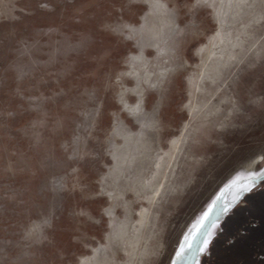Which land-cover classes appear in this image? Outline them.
Segmentation results:
<instances>
[{
    "label": "rangeland",
    "instance_id": "374dc122",
    "mask_svg": "<svg viewBox=\"0 0 264 264\" xmlns=\"http://www.w3.org/2000/svg\"><path fill=\"white\" fill-rule=\"evenodd\" d=\"M4 2L0 264H108L102 245L118 264H168L197 199L264 169V42L242 48L264 0ZM146 180L162 193L143 231ZM129 213L136 228L113 239Z\"/></svg>",
    "mask_w": 264,
    "mask_h": 264
},
{
    "label": "water",
    "instance_id": "95a60500",
    "mask_svg": "<svg viewBox=\"0 0 264 264\" xmlns=\"http://www.w3.org/2000/svg\"><path fill=\"white\" fill-rule=\"evenodd\" d=\"M250 177H254L252 189L255 192L245 198L243 196L247 192H242L235 204L232 201L237 188L230 186L238 179L197 199L168 264H200L201 260L202 264H263L264 189L261 187L264 186V169L239 180L246 184ZM240 201L247 204L236 207ZM225 205H231L226 213L221 211ZM213 206L216 211L212 217L215 219L219 215L218 226L209 225L203 230L194 228L203 214ZM221 228L223 232L220 234ZM209 232L214 233L211 242L204 251H200L202 241L208 239Z\"/></svg>",
    "mask_w": 264,
    "mask_h": 264
},
{
    "label": "bare ground",
    "instance_id": "6f19581e",
    "mask_svg": "<svg viewBox=\"0 0 264 264\" xmlns=\"http://www.w3.org/2000/svg\"><path fill=\"white\" fill-rule=\"evenodd\" d=\"M0 6H1V8H0V17H1L2 12L6 11L4 0H0ZM262 17L263 16H260L261 19H262ZM249 36H250L249 41L245 44L244 47H242L243 52L244 51H250L254 48L255 45H258V44H261L264 42V33H260L257 31V32H253L252 34H249ZM234 41H236V39ZM245 42H246V40H245ZM236 61H237V59H236ZM143 62H145V60ZM231 62H233V61L231 60ZM129 63H130V68H131V71L129 72V76L133 77L134 81L136 83H139V80H140L139 69L141 68V67H139L140 64L138 67H133L134 64L136 63V61L130 60ZM141 66H142V63H141ZM122 80H125V79H122ZM127 91H129V90H127ZM194 105H195V101L192 99V101H191L192 114L194 113ZM141 110H143V109H141ZM127 134L130 136V139H133L135 136V132H133V131L132 132L127 131ZM146 145L143 142L141 143V148L143 147V152H144L145 156L148 155V153H149V148ZM135 150H137V148ZM116 152H117V154L114 155V162H116L118 168H121V167L123 168V166L121 164H124L123 162H125V158L127 157V160H126V162H127L132 157L131 149H129L127 151L126 147L121 148V149L117 148ZM129 164H131V162H129ZM125 167H126V165H125ZM112 179H113L114 185H113V188L108 191L109 192L108 197L110 198L112 205L109 208H107V211H106V214H108L109 219H113V215L117 214V211H118L119 206L121 204V203L120 204L118 203L119 199H118L117 188H114L118 185L117 177L113 176ZM147 183L150 184L149 189L152 190L153 197L151 198L150 203L148 202L149 205L143 207L144 210L140 213L138 225L141 228L140 230H143V231H148L150 229L149 222L152 220V217L154 215V206L156 204L155 200L158 198V195L162 193V188L159 187L158 184H155L152 180L147 181ZM139 197L141 198V195ZM143 199H144V197L141 198L140 203H143ZM136 225H137L136 220L131 216L130 213L125 215V218L123 221L120 220V218H119L118 221L114 222V225L112 228L113 229L112 230L113 231V234H112L113 239L118 240L119 238L127 235V231L130 230L131 228H136ZM95 252H96V256L99 255L98 258L101 259V261H103L106 258L107 259L106 261L108 264L110 262H111V264H118V255H117V252L114 248L102 245L98 249H95Z\"/></svg>",
    "mask_w": 264,
    "mask_h": 264
},
{
    "label": "snow or ice",
    "instance_id": "6c2138e0",
    "mask_svg": "<svg viewBox=\"0 0 264 264\" xmlns=\"http://www.w3.org/2000/svg\"><path fill=\"white\" fill-rule=\"evenodd\" d=\"M139 5V0H127V3H122L121 7L122 8H128V9H133L134 7H138ZM203 6H209L205 3L201 4L198 0V3L196 5H193V7H203ZM230 187H235L237 188V191L234 193L233 196V201L232 204H235L236 201L239 199L240 195L242 192H250L252 188L254 187V177L249 178V183H244L243 180L234 181L233 184ZM231 205H225L224 208L221 210L222 212H228L230 210ZM215 207H210L207 212L203 214V216L200 218V220L197 221V225L194 226V228L198 229H205L211 225L212 227H216L219 224V215L213 219L212 214L215 212ZM208 239H204L202 241L203 247L200 249V251H204L209 243L211 242V237L214 235L213 232H209L208 234ZM187 244V239L185 241ZM183 251V249H182Z\"/></svg>",
    "mask_w": 264,
    "mask_h": 264
},
{
    "label": "flooded vegetation",
    "instance_id": "af4514ba",
    "mask_svg": "<svg viewBox=\"0 0 264 264\" xmlns=\"http://www.w3.org/2000/svg\"><path fill=\"white\" fill-rule=\"evenodd\" d=\"M262 182H264V180H262ZM261 188L264 189V186L261 187ZM254 192H255V190L252 189L250 192H247V193L243 196V198H245L247 195L252 194V193H254ZM243 198H242V199H243ZM242 204H245V205H246L247 202H244V203H243L242 201H240V202H238V203L236 204V205H237L236 207H238L239 205H242ZM236 207H235V208H236ZM235 208H234V209H235ZM234 209H233V211L231 212V215L233 214ZM225 219H226V218H224L223 220H225ZM222 232H223V230H222V228H221V230H220V234H221ZM241 232H244V231L241 230ZM216 235H217V234H216ZM216 235H215V236H216ZM209 250H210V248H209ZM263 252H264V250H263ZM209 253H210V252H209ZM263 259H264V254H263ZM200 264H202V260H201V263H200ZM263 264H264V260H263Z\"/></svg>",
    "mask_w": 264,
    "mask_h": 264
}]
</instances>
